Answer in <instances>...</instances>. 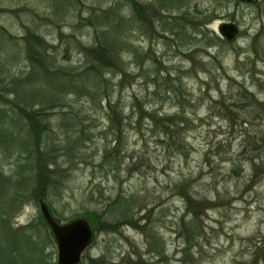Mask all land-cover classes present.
<instances>
[{
    "label": "rangeland",
    "instance_id": "obj_1",
    "mask_svg": "<svg viewBox=\"0 0 264 264\" xmlns=\"http://www.w3.org/2000/svg\"><path fill=\"white\" fill-rule=\"evenodd\" d=\"M155 1L0 0V256L25 244L1 224L6 195L29 188L14 228L40 221L42 194L61 221L94 219L81 264H264V0H167L182 5L167 16L207 23L218 39L135 18L123 69L101 74L115 111L88 90L46 106L64 88L51 73L86 74L95 14L118 7L131 19ZM225 23L236 25L233 39ZM50 148L54 182L36 196L33 166ZM46 251L57 264L54 239Z\"/></svg>",
    "mask_w": 264,
    "mask_h": 264
},
{
    "label": "trees",
    "instance_id": "obj_2",
    "mask_svg": "<svg viewBox=\"0 0 264 264\" xmlns=\"http://www.w3.org/2000/svg\"><path fill=\"white\" fill-rule=\"evenodd\" d=\"M182 5L179 6H171L167 0H157L147 5H136L135 7V16L133 18H127L124 14L121 13L118 7H112L106 9L102 13H97L91 18V24L95 27L96 26V36H95V43L92 44L91 47H86L87 50V59L90 62V65L86 68V74L80 78L79 80H73L70 73L65 72V69H61L59 73H51L56 75L61 81L60 84H64V88L57 89L52 92V101L47 102L46 106L48 108L56 107L57 102L59 99V92H68V91H90L91 98H93L94 102L97 104L100 100L104 101L103 99V91L106 90L107 92L110 90L109 82H105L106 79L102 77L101 74L106 73L109 69L120 67L123 69L125 65V61L122 57V53L124 50L128 49V36L126 34L128 27L132 24L135 18H138L144 22L145 24H150L152 26H156L158 23V27L161 28L163 33H171L181 34L186 33L185 30L189 28H201L205 38L208 37L212 41H216L218 37L210 35L204 27L207 26V23H197L195 20H187L184 13H181L177 16H167L165 14L166 11L171 10L174 8L179 9ZM186 12V11H183ZM147 26V25H146ZM102 27V28H101ZM148 27V26H147ZM101 28V29H100ZM52 62L51 60L49 63ZM47 70L52 71L51 67H47ZM50 74V73H49ZM108 81V80H107ZM104 85H107L105 88ZM105 88V89H104ZM109 93L105 95V100L110 110L115 111L113 108V101L109 98ZM46 108V109H48ZM27 110V109H26ZM38 113V111H35ZM32 118V115L29 114ZM37 117H39L37 115ZM113 124H117L119 121V117H112ZM71 122L68 121V127L71 126ZM72 141V142H71ZM83 139L77 138L70 140L69 144L66 146L67 152L70 154L71 152L74 153L75 147H79L82 144ZM46 162L39 164L40 167L37 169L35 167L36 173L34 174V192L37 196L40 190H46V196L48 191L51 189V185L54 182V174H55V158L56 152L54 148L46 149ZM44 154V153H43ZM42 159V157H41ZM40 162L39 160H37ZM38 165V166H39ZM45 173L46 181L42 180V177ZM45 186H44V185ZM50 185V186H49ZM21 187V186H18ZM43 188V189H42ZM16 189V192L13 190L11 193L8 192L6 195V202L14 201V203L9 205L12 207L11 211H5L1 213V224L5 222L6 229L11 232L12 235L16 237H22L25 239V244L21 245L18 243L17 245L13 246V248H6L2 247V255L0 256V264H20L19 262H15V260L24 257L26 254L31 256V263L30 264H54L53 259L50 258V253L46 251L47 247L52 243L53 238L51 231L49 234L46 232L47 224L45 221L40 219V221L31 222L29 225L22 227L21 229L14 228L9 218L17 213L22 208V201L24 195L29 193V188L23 189ZM44 195V194H42ZM41 196V195H40ZM126 201L130 203L129 199H122V201ZM118 203V202H117ZM91 220H94L91 217ZM33 229V234L29 232V229Z\"/></svg>",
    "mask_w": 264,
    "mask_h": 264
},
{
    "label": "water",
    "instance_id": "obj_3",
    "mask_svg": "<svg viewBox=\"0 0 264 264\" xmlns=\"http://www.w3.org/2000/svg\"><path fill=\"white\" fill-rule=\"evenodd\" d=\"M254 3L258 0H239ZM238 29L233 23H225L220 32L223 37L233 39ZM40 212L49 227L58 248L57 264H80L85 251L95 238L93 222L89 217L80 216L68 221H61L46 201L43 195L39 198Z\"/></svg>",
    "mask_w": 264,
    "mask_h": 264
},
{
    "label": "flooded vegetation",
    "instance_id": "obj_4",
    "mask_svg": "<svg viewBox=\"0 0 264 264\" xmlns=\"http://www.w3.org/2000/svg\"><path fill=\"white\" fill-rule=\"evenodd\" d=\"M38 39H39V38H38ZM38 44H39V47L43 45V43H42V41H41V38L38 40ZM30 47H31V46H30ZM41 49H42V48H41ZM39 53H41V52L39 51Z\"/></svg>",
    "mask_w": 264,
    "mask_h": 264
}]
</instances>
